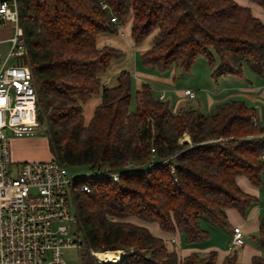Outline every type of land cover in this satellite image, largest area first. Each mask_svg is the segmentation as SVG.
Segmentation results:
<instances>
[{
    "label": "trees",
    "instance_id": "1",
    "mask_svg": "<svg viewBox=\"0 0 264 264\" xmlns=\"http://www.w3.org/2000/svg\"><path fill=\"white\" fill-rule=\"evenodd\" d=\"M264 7V0H250ZM107 5V8L103 7ZM27 45L38 120L47 128L52 154L69 168L88 167L80 179L88 193L72 190L77 233L87 248L83 264H102L99 255L125 251L121 264H216L217 251L179 257L148 225L179 233L182 244L207 239L202 223L228 226L227 210L246 216L257 197L237 183L245 176L263 184L264 126L242 100L173 112L144 84L133 90L123 71L118 85L103 88L99 75L122 52L97 47L100 33H116V17L132 15V36L141 43L155 29L154 45L141 55L143 67L190 72L198 56L207 59L214 81L243 76L244 67L264 76V23L233 0H17ZM102 93L88 124L83 104ZM184 135L191 142L181 143ZM102 167L118 179L99 174ZM258 244L264 249V215ZM234 248L222 264H239ZM251 264H264L255 255Z\"/></svg>",
    "mask_w": 264,
    "mask_h": 264
},
{
    "label": "built area",
    "instance_id": "2",
    "mask_svg": "<svg viewBox=\"0 0 264 264\" xmlns=\"http://www.w3.org/2000/svg\"><path fill=\"white\" fill-rule=\"evenodd\" d=\"M112 22L120 24L116 17ZM8 26L13 29L8 39L11 47L5 57L0 54V264H69L63 250L84 245L76 236L72 190L88 193L90 187L77 186V182L92 173L72 174L57 159L13 161L14 138L46 136L47 128L38 120L37 94L25 63L27 45L19 25L17 0H0V30ZM4 41L0 39V43ZM183 94L189 100L196 97L191 89ZM99 174L115 181L119 176L108 167H102ZM61 222L68 225L53 227ZM244 244L242 227L234 226L228 250Z\"/></svg>",
    "mask_w": 264,
    "mask_h": 264
},
{
    "label": "crops",
    "instance_id": "3",
    "mask_svg": "<svg viewBox=\"0 0 264 264\" xmlns=\"http://www.w3.org/2000/svg\"><path fill=\"white\" fill-rule=\"evenodd\" d=\"M233 1L240 6L250 8L253 15L264 23L263 6L250 0ZM132 20L133 17L130 15L117 25L116 33L104 32L97 36L96 44L98 48L109 46L122 52V56L111 59L107 70L99 75L103 88L117 86L120 73L126 71L133 77V90L135 92L141 90L144 84H148L152 88L154 97L169 102L172 111L175 113L182 109H198L204 114H211L216 105L220 103L229 100H242L249 107L256 110L255 122L260 126H264V76L254 74L250 68L245 66L242 77L227 76L214 81L211 77V70H208L205 81L208 87L205 92V99L198 98L195 102L188 101L183 94L184 90L191 89L195 92L196 90L184 87L181 84L179 77L182 74L179 69L173 67L166 73H159L154 69L142 66L140 57L154 45L158 29H155L141 43L137 44L132 36ZM199 85L198 83L194 86ZM101 102L102 93L100 92L83 104V115L86 124L90 122L96 107ZM22 139L24 138L16 139L18 142L11 144V155L14 162L48 160L53 157L47 137L43 140L40 139V143L45 145L46 150L41 147L40 150L38 147L28 148L25 143L30 142V138L29 140ZM33 139H36V137H32L31 141H35ZM263 177L264 171L262 173ZM237 183L244 192L257 197V202L249 208L246 216H242L235 209H228V226L225 229L229 232L230 238L234 226L242 227L245 234V244L239 248V264H251L253 256L261 255L264 257V249H261L258 244L259 217L264 215L263 186L253 185L245 176H238ZM202 227L209 233L207 239L194 246H186L182 244L179 233L164 232L156 223L148 225L155 236L170 240L171 243L167 242L169 248L175 249L179 257H185L192 252L217 251L216 264H222L225 257L230 253L228 243L225 247L218 242L222 228L208 222H203Z\"/></svg>",
    "mask_w": 264,
    "mask_h": 264
},
{
    "label": "rangeland",
    "instance_id": "4",
    "mask_svg": "<svg viewBox=\"0 0 264 264\" xmlns=\"http://www.w3.org/2000/svg\"><path fill=\"white\" fill-rule=\"evenodd\" d=\"M12 35H13V29L11 28V26H8L7 28H4V29L0 30V39L1 40H5L3 43H0V54L3 57H5L7 55V53L9 52V49L11 47V43L8 42V39ZM208 70H210V68H209V64H208L207 59H205L203 56H198L197 59L195 60L194 65L192 66V69H191L190 73H183L182 71H179L182 74L179 77L181 84L184 85V87H190L192 89H195L196 93H197V98L195 97L194 100H189L188 99V101L195 102V101H197L198 98H200V99L203 98V100L205 99V95H206L205 92H206V90L208 88L207 84L205 82L206 79H207L206 72H208ZM196 75H197V77H196ZM198 83L200 84L199 86H194L195 84L198 85ZM35 137H36V139H33L35 141H31L32 137H16V138H14L12 140V145L15 142H18L16 139L24 138L22 140H29V138H30V140H29L30 142L25 143L28 148H36V147H38L39 150L41 148H44L46 150L45 145L43 143L42 144L40 143V141L43 140L44 138H46V136L39 135V136H35ZM186 137H187V139H185ZM180 142L181 143H184V142L190 143L191 140H190L188 135H184ZM70 171H71L72 174H79V175H88L89 174L88 167H85V166H80V167H77V168H70ZM262 179H263V184H262L263 192H262V195L264 197V177ZM72 211H74V206H72ZM60 225L67 226L68 223H66V222L54 223L53 227L57 228V226H60ZM221 228H222V231H221L222 233L220 234L218 242L223 244L225 247H227V243L230 240V238H229L230 234L224 227H221ZM76 236H77V238L79 240L83 239L82 235L79 234V233H77ZM166 241L170 242V240H166ZM206 245H208V244H206ZM86 251H87L86 247H80V248L69 247V248H66V249L63 250V254H64V258L66 259V261L69 264H83V258H84V254L86 253ZM121 252H122V254L126 255L125 251L121 250ZM206 253L200 252V254H202V255H205ZM96 259H97V257H96ZM119 264H121V263H119Z\"/></svg>",
    "mask_w": 264,
    "mask_h": 264
},
{
    "label": "bare ground",
    "instance_id": "5",
    "mask_svg": "<svg viewBox=\"0 0 264 264\" xmlns=\"http://www.w3.org/2000/svg\"><path fill=\"white\" fill-rule=\"evenodd\" d=\"M185 139H187V137ZM94 255L97 257L98 261L103 264H119L124 257L121 251H108L102 255L95 252Z\"/></svg>",
    "mask_w": 264,
    "mask_h": 264
},
{
    "label": "water",
    "instance_id": "6",
    "mask_svg": "<svg viewBox=\"0 0 264 264\" xmlns=\"http://www.w3.org/2000/svg\"><path fill=\"white\" fill-rule=\"evenodd\" d=\"M125 256V255H124ZM123 259H124V257H123ZM123 259H122V261H123Z\"/></svg>",
    "mask_w": 264,
    "mask_h": 264
}]
</instances>
